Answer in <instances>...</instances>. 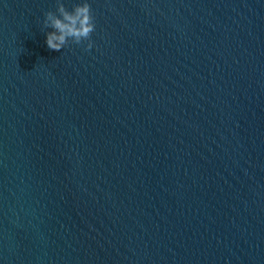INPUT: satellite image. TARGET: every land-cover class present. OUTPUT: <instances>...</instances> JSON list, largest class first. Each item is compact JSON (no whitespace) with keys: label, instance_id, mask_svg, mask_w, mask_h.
<instances>
[{"label":"water","instance_id":"water-1","mask_svg":"<svg viewBox=\"0 0 264 264\" xmlns=\"http://www.w3.org/2000/svg\"><path fill=\"white\" fill-rule=\"evenodd\" d=\"M87 2L0 0V264H264V0Z\"/></svg>","mask_w":264,"mask_h":264},{"label":"clouds","instance_id":"clouds-1","mask_svg":"<svg viewBox=\"0 0 264 264\" xmlns=\"http://www.w3.org/2000/svg\"><path fill=\"white\" fill-rule=\"evenodd\" d=\"M43 26L53 29L46 33V44L50 50L60 51L70 40L77 45L88 41L86 50L93 47L90 38L95 31V18L87 0L74 5L71 11L62 0H57L56 11H47L44 14Z\"/></svg>","mask_w":264,"mask_h":264}]
</instances>
